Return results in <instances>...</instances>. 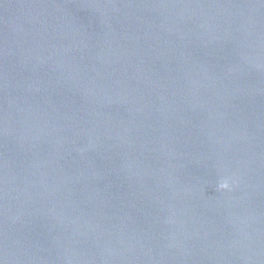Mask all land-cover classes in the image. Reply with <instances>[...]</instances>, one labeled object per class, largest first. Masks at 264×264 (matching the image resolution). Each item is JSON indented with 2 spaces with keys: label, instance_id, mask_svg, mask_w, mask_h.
<instances>
[{
  "label": "water",
  "instance_id": "95a60500",
  "mask_svg": "<svg viewBox=\"0 0 264 264\" xmlns=\"http://www.w3.org/2000/svg\"><path fill=\"white\" fill-rule=\"evenodd\" d=\"M0 264H264V0H0Z\"/></svg>",
  "mask_w": 264,
  "mask_h": 264
}]
</instances>
